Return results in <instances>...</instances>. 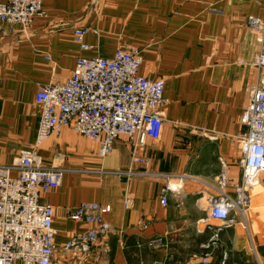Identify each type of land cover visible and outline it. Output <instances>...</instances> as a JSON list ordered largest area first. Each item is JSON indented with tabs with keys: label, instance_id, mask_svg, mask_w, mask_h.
<instances>
[{
	"label": "crops",
	"instance_id": "crops-1",
	"mask_svg": "<svg viewBox=\"0 0 264 264\" xmlns=\"http://www.w3.org/2000/svg\"><path fill=\"white\" fill-rule=\"evenodd\" d=\"M42 2L48 18L37 17L28 27L4 25L0 166L14 164L22 150L34 146L40 120L34 97L41 86L66 83L79 58L113 59L119 48L133 46L142 51L140 75L163 79L168 100L161 109L162 137L149 140L142 152L150 166L138 169L168 176L188 174L210 182L225 169L233 185L242 182L236 138L246 132L242 118L250 92L261 87L255 67L260 45L247 19L264 18V0ZM83 26L90 29L85 37L90 50L80 49L74 40V30ZM113 146L111 154L100 158L95 143L66 128L40 147L44 165L68 171L59 188L41 195L55 214L57 263L201 264L200 245L209 237L208 230L201 231V210L195 205L201 186L186 182L170 193L164 207L160 192L165 179L118 176L131 164L132 147L125 138ZM261 188L254 209L258 204L264 207ZM87 203L111 207L106 218L113 232L88 255L64 252L63 245L72 236L90 228L69 218L73 209ZM140 221L147 223L146 228ZM241 226L222 232L212 264L223 253L228 264H247L242 253L250 242L247 239L246 247V239L240 240ZM155 236L165 237L168 248L151 250L147 242ZM257 246V262L264 264V241Z\"/></svg>",
	"mask_w": 264,
	"mask_h": 264
},
{
	"label": "built area",
	"instance_id": "built-area-1",
	"mask_svg": "<svg viewBox=\"0 0 264 264\" xmlns=\"http://www.w3.org/2000/svg\"><path fill=\"white\" fill-rule=\"evenodd\" d=\"M37 17L48 18L42 0L0 3V41L4 25L28 27ZM247 26L260 45L255 67L260 73L261 87L250 92L242 118L246 132L236 138L243 176L240 184L233 185L225 169L212 182L188 174L168 176L150 173L148 169L140 171L138 166H150L142 154L147 142L162 137L161 109L168 101L164 96L165 81L140 75L142 51L137 47L119 48L113 59L79 58L66 83H51L37 90L34 99L40 120L34 146L22 150L14 164L0 166V264H58L55 214L49 203L42 202L41 195L59 188L68 171L44 165L39 150L49 138L60 135L66 128L95 143L100 158L111 154L114 143L125 138L132 147L131 164L126 171H119L118 176L165 179L160 192L164 207L169 205L170 193L186 182L200 185L198 193L203 196L195 200V205L205 213L200 221L201 231L209 232L200 245L201 264H212L221 247L222 232L243 225L241 218L247 216L253 185L264 179V18L249 16ZM89 30L84 26L74 30V40L82 50L91 49L85 42ZM110 211V206L96 203L73 209L70 220L85 222L90 228L72 236L63 245V251L88 255L113 232L106 218ZM139 225L146 228L147 223L140 221ZM147 244L151 250L168 248L161 236H155ZM254 252L256 255L255 248ZM227 258V253H223L217 264H228Z\"/></svg>",
	"mask_w": 264,
	"mask_h": 264
},
{
	"label": "rangeland",
	"instance_id": "rangeland-1",
	"mask_svg": "<svg viewBox=\"0 0 264 264\" xmlns=\"http://www.w3.org/2000/svg\"><path fill=\"white\" fill-rule=\"evenodd\" d=\"M253 187L254 188L251 191L253 196H252L251 205H250L249 210L247 212L248 215L244 219L241 218L242 224L243 225L246 224V225L245 226H243V225L241 226V228H243V234H242V236H241L242 238L240 240L246 239L245 240L246 247H247L248 243L250 242V245H248L249 247L245 248V250L242 253V256H243L242 258H245V260H247V264H258V262L256 260L257 258L255 257L254 248H255L256 252H258L257 251L258 250V246H257L258 241H262V242L264 241V230L259 229V228H263L264 227V207L262 205L259 206V204H258V207L256 209H254L255 208V203L253 202V200L255 199L254 197L257 195V193H259V191H262L261 187H264V179L262 181H259V182L255 183L253 185ZM202 196H203V194L202 195H197L195 197L197 199V198H200ZM203 202L204 201H202L201 203L203 204ZM250 208L252 210H250ZM200 213H201V218L203 219L205 217V213L203 211H200ZM251 223H253V225H250ZM255 227H257L256 231L253 229ZM247 239L249 240V242H247ZM242 244H243V242H242Z\"/></svg>",
	"mask_w": 264,
	"mask_h": 264
},
{
	"label": "trees",
	"instance_id": "trees-1",
	"mask_svg": "<svg viewBox=\"0 0 264 264\" xmlns=\"http://www.w3.org/2000/svg\"><path fill=\"white\" fill-rule=\"evenodd\" d=\"M261 251H263V253H264V249H261Z\"/></svg>",
	"mask_w": 264,
	"mask_h": 264
},
{
	"label": "bare ground",
	"instance_id": "bare-ground-1",
	"mask_svg": "<svg viewBox=\"0 0 264 264\" xmlns=\"http://www.w3.org/2000/svg\"><path fill=\"white\" fill-rule=\"evenodd\" d=\"M246 215H248V213Z\"/></svg>",
	"mask_w": 264,
	"mask_h": 264
}]
</instances>
